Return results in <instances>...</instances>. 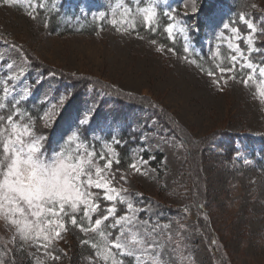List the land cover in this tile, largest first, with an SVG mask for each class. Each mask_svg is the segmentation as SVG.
Instances as JSON below:
<instances>
[{"label": "rangeland", "instance_id": "374dc122", "mask_svg": "<svg viewBox=\"0 0 264 264\" xmlns=\"http://www.w3.org/2000/svg\"><path fill=\"white\" fill-rule=\"evenodd\" d=\"M148 3L142 0L140 6ZM253 3L257 9L251 8ZM54 4L64 12L76 8V20L87 17L103 24L92 34L55 32L39 16L30 19L24 4L0 2V97L3 81L18 77L9 82L15 92L4 102H14L13 97L19 99L28 89L23 101L43 104L46 112L65 91L72 92L62 116L40 132L50 142L45 145L48 153L64 144L69 129L75 131L76 118L89 107L96 112L84 136L90 145H102L97 152L113 137L121 141L125 133L132 143V162L142 156L148 163L147 175L118 168L128 179L124 187L141 194L133 198L136 207L147 210L139 214L141 220L170 225L165 232L174 237L180 231L175 264H264V104L254 97L255 85L240 83L244 74L239 69L237 79H229L219 91L200 70L210 69L208 64L191 52L203 49L215 65L228 66L227 57L233 54L229 42H238L242 49L246 45L235 41L224 24L238 27L245 36L248 29L235 18V7L239 5L259 23L264 0H195L199 11L194 14L193 0H160L159 7L165 12L175 9L178 19L191 26L187 41L174 31L188 44L187 53L158 39L153 45V39L136 28L126 33V24L113 26V19H127L122 17L124 5L135 10L133 0L122 4L121 0H55ZM138 19L134 18L135 25ZM161 45L163 50L157 51ZM257 46L264 47V37ZM261 59L253 54L255 63ZM195 177L200 189L194 186ZM123 207L118 205L121 214ZM76 231L69 226L63 239L55 242V254L61 258L52 261L35 247L21 245L18 238L9 243L14 229L0 220L3 260L5 264L23 260L36 264L37 258L43 264H89L93 250L81 240L95 237L81 232L79 237Z\"/></svg>", "mask_w": 264, "mask_h": 264}, {"label": "snow or ice", "instance_id": "6c2138e0", "mask_svg": "<svg viewBox=\"0 0 264 264\" xmlns=\"http://www.w3.org/2000/svg\"><path fill=\"white\" fill-rule=\"evenodd\" d=\"M0 2L5 6L24 4L29 9L26 15L32 20L38 19L39 10L46 7L45 0ZM122 2L123 0L121 4ZM133 3L135 10L124 5L122 17L127 19H113V26L118 23L126 24V33L129 29L134 31V18L141 16L149 31H155L160 0H149L147 7L140 6L142 0H133ZM52 7H55L54 3ZM251 8L257 9L258 6L253 3ZM191 10L193 14L199 11L195 0ZM164 15L172 21L164 28L168 38L174 41L176 31L183 34L187 41L191 26L178 19L179 14L175 9ZM238 20L248 29L245 36L241 35L238 27L224 24V28L230 30L235 41L243 40L246 49H242L238 42H229L228 48L233 54L227 57L228 66L218 63L214 69L198 67L219 91L224 90L229 79H237L239 69L244 74L240 83L245 87L255 85L254 97L264 104V47L257 46L260 38L264 37V16L257 23V18L242 11ZM44 26H48L47 22ZM138 38L144 39L139 35ZM150 42L153 45L157 43L155 39ZM163 48L161 45L157 51H162ZM184 51L189 52L187 43ZM254 53L262 58L259 64L253 61ZM23 59L27 62V55ZM8 68L12 69L13 65L9 64ZM50 75L55 76L56 73L51 72ZM75 75L72 73L73 77ZM17 78L11 75L3 81V97H0V113H7L0 114V220L14 229L9 243H15L18 238L21 245L35 247L48 259L58 261L61 257L55 254L53 246L56 241L63 239L71 226L85 237L89 234L95 237L81 240L82 244L93 250L89 264H175L173 253L180 245V231L174 237L165 232L170 225L161 226L152 224L150 220L140 219L139 214L147 210L136 207L133 198L141 194L129 193L124 187L128 183L127 176L114 168L120 160L113 145H119L121 141L113 137L112 143L105 145L99 152L87 142L84 132L87 131L96 109L89 107L78 116L73 124L75 131L70 128L71 135L64 144L48 153L45 146L47 137L37 134L31 115L22 111L19 106L29 95V90L24 89L19 99L13 97L10 109L4 102L15 92L14 87H9V82ZM72 96L71 91H65L39 117L44 127H50L58 121ZM180 146L183 147V144ZM147 163L141 156L129 164V169L132 173L147 175L144 168ZM118 205L124 206L122 214ZM183 228L181 225V229ZM4 254L7 255V251ZM0 264H5L2 258ZM36 264L43 262L37 258Z\"/></svg>", "mask_w": 264, "mask_h": 264}, {"label": "trees", "instance_id": "16d2710c", "mask_svg": "<svg viewBox=\"0 0 264 264\" xmlns=\"http://www.w3.org/2000/svg\"><path fill=\"white\" fill-rule=\"evenodd\" d=\"M55 0H45L46 7L43 10H39L38 16L42 18L44 22L48 21L51 30L60 33H72V32H81L85 34H92L98 31L99 27L103 24L101 20L98 19H91V18H81L80 20H76V15L78 14V10L76 8L70 9L68 12H64L61 7L56 6L52 7ZM243 3V0H241ZM18 7H22L21 5H17ZM242 7H235L236 14L234 15L237 19L239 17V13L241 12ZM158 17L156 22V30L155 31H149V29L144 25L142 17L138 16L137 24L135 25L136 32H138L140 35L145 36L150 39H158L165 45L174 47L176 51L179 53H186L184 51L185 42L182 40L181 37L175 36V40H171L168 38L167 33L164 31L165 26L170 23L171 21L164 15L165 11L163 8H158ZM199 24H202L200 22ZM224 51H228L224 48ZM192 55L194 58H196L199 62H202L204 65V62H206L209 66V68L214 69L215 68V62L210 61L207 53L202 49L197 53V51L192 50ZM257 60V57L255 58ZM207 70V67H205ZM80 83V82H79ZM11 102H7L8 108L11 107ZM20 108L22 111L29 113L35 123V130L37 134H41L40 132L43 131V125L39 117L43 116L45 113L44 105L40 103H27L24 101H21ZM0 114H7L6 111ZM44 135V134H43ZM121 141L124 142L123 145H117L116 148L119 151L118 157L120 160V163L117 165V168L121 169H127L129 167V164L132 162L131 159V148L132 143L127 139L126 134H122ZM50 143V142H46ZM96 150L101 149L102 145L99 142H96L95 145H93ZM198 179V178H197ZM195 177V188L200 189V186L198 185V180ZM77 235L81 237L82 235L79 233V231H76ZM3 251L2 247H0V258L3 259ZM14 264V263H13ZM15 264H28V262H25L24 260ZM130 264V262H129Z\"/></svg>", "mask_w": 264, "mask_h": 264}]
</instances>
